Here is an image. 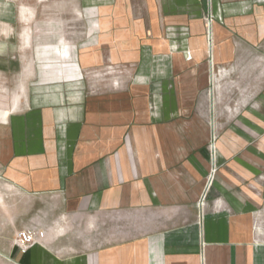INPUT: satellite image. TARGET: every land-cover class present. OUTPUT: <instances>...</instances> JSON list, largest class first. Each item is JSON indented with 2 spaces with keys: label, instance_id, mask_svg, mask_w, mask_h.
I'll use <instances>...</instances> for the list:
<instances>
[{
  "label": "crops",
  "instance_id": "obj_1",
  "mask_svg": "<svg viewBox=\"0 0 264 264\" xmlns=\"http://www.w3.org/2000/svg\"><path fill=\"white\" fill-rule=\"evenodd\" d=\"M75 2L90 34L1 66L0 264H264V137L209 145L212 75L264 0Z\"/></svg>",
  "mask_w": 264,
  "mask_h": 264
},
{
  "label": "rangeland",
  "instance_id": "obj_2",
  "mask_svg": "<svg viewBox=\"0 0 264 264\" xmlns=\"http://www.w3.org/2000/svg\"><path fill=\"white\" fill-rule=\"evenodd\" d=\"M75 1L0 0V70L3 63L12 61L14 50L27 59L30 50L46 46V36L90 34L88 19L92 16L87 7L78 9ZM12 78L0 71V88L4 84L11 87ZM210 93L218 106L213 108L209 145L218 147L221 134H229L230 147L257 146L264 137V38L256 44L240 45L234 63L212 75ZM254 110L258 112L254 114ZM222 116L225 121L220 123ZM24 206L27 208L22 202Z\"/></svg>",
  "mask_w": 264,
  "mask_h": 264
},
{
  "label": "built area",
  "instance_id": "obj_3",
  "mask_svg": "<svg viewBox=\"0 0 264 264\" xmlns=\"http://www.w3.org/2000/svg\"><path fill=\"white\" fill-rule=\"evenodd\" d=\"M213 173L214 169L210 175L213 176ZM43 236V232H38L36 234L35 230L33 229H24L16 232L13 243L20 252L25 253L37 242V238H43Z\"/></svg>",
  "mask_w": 264,
  "mask_h": 264
}]
</instances>
